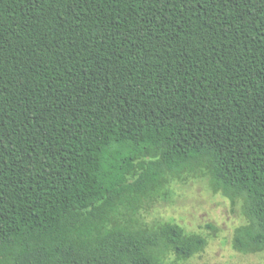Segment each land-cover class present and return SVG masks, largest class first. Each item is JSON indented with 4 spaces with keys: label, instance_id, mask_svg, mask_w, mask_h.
Wrapping results in <instances>:
<instances>
[{
    "label": "trees",
    "instance_id": "16d2710c",
    "mask_svg": "<svg viewBox=\"0 0 264 264\" xmlns=\"http://www.w3.org/2000/svg\"><path fill=\"white\" fill-rule=\"evenodd\" d=\"M192 178L264 253V0H0V264H185Z\"/></svg>",
    "mask_w": 264,
    "mask_h": 264
},
{
    "label": "rangeland",
    "instance_id": "374dc122",
    "mask_svg": "<svg viewBox=\"0 0 264 264\" xmlns=\"http://www.w3.org/2000/svg\"><path fill=\"white\" fill-rule=\"evenodd\" d=\"M146 220L175 222L207 237L205 250L185 264H264V253L244 255L233 249L234 232L245 223L241 204L215 193L207 178L175 182L169 196L150 208Z\"/></svg>",
    "mask_w": 264,
    "mask_h": 264
}]
</instances>
